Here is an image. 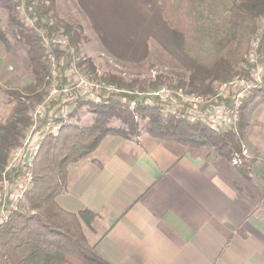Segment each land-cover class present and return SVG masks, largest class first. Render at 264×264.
<instances>
[{"label": "trees", "instance_id": "1", "mask_svg": "<svg viewBox=\"0 0 264 264\" xmlns=\"http://www.w3.org/2000/svg\"><path fill=\"white\" fill-rule=\"evenodd\" d=\"M125 1L78 0V3L108 49L115 53L127 48L137 53L140 52L137 50H144L143 42L145 46L148 43L142 35L130 31L129 15H123V11L133 8L125 6ZM144 2L147 6L145 12L148 10L149 15L139 16L140 20L157 33L158 30L166 32L171 46L180 53L191 70L190 91L205 94L208 90L212 91L210 83L214 80L226 81L243 75L238 66L248 60L255 42L260 49H257L260 51V61L264 62V27L258 24L264 16V0ZM18 5L25 8V14L33 21V26L28 27L18 11L14 10L10 12L7 29L16 40L25 43L34 79L21 90L8 91L17 103L13 107V119L11 117L7 122L0 123V179L4 174L2 168L5 164L6 167L9 165L13 152L9 155V161L6 159L10 149L24 144H20V139L33 123L32 116L28 115L30 106L23 101L21 92L35 91V98L40 99L45 86L50 84L52 70L47 52L55 53L58 60L63 57V49L53 42L55 37L66 35L69 46L76 52L83 37L82 25L65 23L59 18L55 11V0H18ZM0 39L8 42L1 27ZM115 54L124 56L117 52ZM87 65V74H96L95 64L89 61ZM109 79L117 82L120 88L124 86L122 89L126 87V92L120 96L127 98L128 102L112 97L101 103H90L88 108L94 115L91 125L81 127L66 123L58 135H47L41 140L33 163V185L25 193L32 210H13L9 220L0 224V264H111L88 243L82 226L83 221L89 224L96 214L89 210L70 212L57 202V197L67 190L68 165L86 158L108 134L131 138L147 133L154 138L191 148L211 146L229 162L235 156L244 158L242 151L248 112L254 102L264 101L263 81L262 87L245 98L236 129L217 131L165 113L162 104L155 102L156 99L134 94L152 90L148 86L154 89L159 87L166 81L160 77L150 85L136 78L125 80L116 75L109 76ZM177 83V89H184L188 85L184 79ZM169 86L173 87L171 84ZM152 99L154 104L150 103ZM130 101L135 103L133 107ZM81 105L82 102L73 114L86 108ZM114 120L121 125L113 126ZM15 171L11 170L14 174ZM239 171L247 179L250 178L249 171L244 167H239ZM11 178L10 172L4 175V179Z\"/></svg>", "mask_w": 264, "mask_h": 264}, {"label": "crops", "instance_id": "2", "mask_svg": "<svg viewBox=\"0 0 264 264\" xmlns=\"http://www.w3.org/2000/svg\"><path fill=\"white\" fill-rule=\"evenodd\" d=\"M7 48L0 39V82ZM244 146L264 165V101L248 113ZM249 175L211 146L108 134L71 166L57 202L96 214L82 226L111 264H264V177Z\"/></svg>", "mask_w": 264, "mask_h": 264}, {"label": "rangeland", "instance_id": "3", "mask_svg": "<svg viewBox=\"0 0 264 264\" xmlns=\"http://www.w3.org/2000/svg\"><path fill=\"white\" fill-rule=\"evenodd\" d=\"M174 1L177 3L180 0H174ZM124 5L125 6L129 5L131 8H133V9H127L126 11H123V15H129L127 19L130 20L129 22L130 31L134 34L142 35L145 39L144 41H146L148 45L145 46V43L143 42L144 50L142 49H141L142 51L137 50V51H140L137 53L130 52L128 51L127 48L126 50L116 51L118 54L124 55L123 57H118L115 54L116 52L115 53L112 52L111 49H108V47L103 43L99 34L95 31V28L92 25L89 19V16L79 5L78 0H55V11L57 12L59 18L63 20V22L69 23L72 25H82L83 26V37L78 44L79 51L76 52L70 46L66 48H62L64 64L61 69V73L63 74V77H62L63 81L61 80L60 82H62L65 85V87L69 84V82L73 83L71 78L67 76V72H69L70 66L72 67L76 65L80 69L82 68L81 70H83L87 74L86 72L88 71L87 64L89 61H92L96 66V74L95 72H90L89 75L92 76L93 78H102L111 83L117 84V82L115 81L112 82V80L109 79V76H113V75L123 77L125 80L136 78L139 81L147 82L148 85H150L149 84L150 82H154L157 77H160L166 81L163 82L159 87L156 86L155 89H158L160 87L163 88L165 86L170 87L172 89H177L176 87V85H178L177 82L181 79H184L186 80L188 85L183 90L187 91L190 94L199 95V96L206 97V98H213L218 94L222 83L225 82V81H221L220 79L214 80L213 82L210 83L212 87V91L208 90V93L198 94V92L196 91H193V92L190 91L191 84L189 83L190 81L189 78L191 75V70L186 65V62L184 61L180 53L174 47L171 46V40L168 38V35L166 34V32H164L163 30H158V33H157L151 30V28H149L147 24L145 25V23H143L140 20L139 16L142 15V17H145L147 14L149 15L148 10H146L145 12V9L147 6L145 5L144 0H130V1L126 0L124 2ZM14 10L18 11L19 15L22 17V19L24 20V23L28 27L33 26V21L25 14V8L23 6L18 5V0H0V27L2 28L5 35L8 38V42L6 43L8 45V48H7V53L5 57L6 64H7L6 66L7 79L0 82L1 83L0 84V123L7 122L8 119H10L11 117H12L11 119H13L12 111H13L14 105L17 103V100L13 98L12 96H10L8 94V91L9 90H21L26 84L30 83L34 79V74L29 64V59L27 56V50H26L25 43L19 42L18 40H16L15 37L11 34V32L7 29V22H8L10 12ZM120 11L122 14V10ZM258 24L264 27V16L261 18ZM61 36H64V38L68 39L66 35H58V37H61ZM256 44L257 43L255 42V46L253 44L252 48L260 50ZM48 52H47V55H48ZM257 53H260V51H257ZM67 55L70 58H68ZM48 60H50L49 56H48ZM262 64L264 65V62H262ZM253 67H254V64L249 63V61L247 62L246 60V62H243L240 64V66H238L240 70L242 69L241 71H243L244 74L238 75L235 77L245 76L244 78H250ZM84 72L82 73L84 74ZM232 79L226 80V82L231 81ZM168 80H172V82H169ZM170 84L173 85V87L169 86ZM52 87H53V84H47L45 86V89L40 99L35 98V95H36L35 91L34 92H30V91L21 92L23 96V101H26V103L30 106V109L28 111L29 116H32V112L34 111V109L39 104L44 102L45 99L49 97L48 95L50 94ZM125 88L124 90L126 91L127 89ZM147 88L154 89V88H151V86H148ZM259 88L260 87H256V89H259ZM62 98H63L62 96L50 98L49 99L50 105H52L53 107L54 106L59 107L58 104L60 103ZM114 98L117 99L118 97H114ZM245 100L246 99L244 98L242 105H241V108H242L241 110H243L242 106ZM90 103L92 102H82L83 107H86V108L83 111L81 110L82 112L78 111V112H75L74 114L72 112L69 121L71 123L80 125L81 127L91 125L94 121V115L92 114V112H90L88 108L89 107L88 104ZM78 106H76V108ZM32 120H33V116H32ZM112 125L119 127L121 124L118 120H114L112 122ZM28 133H29V130L28 131L26 130L24 132V136L20 139V144L26 140V136ZM48 135H54V134H48ZM36 145H39V144H36ZM16 148L18 147L16 146L10 149L8 153V158L6 159V161H9V155ZM198 149H202V148H198ZM38 151H39V148H38ZM244 151H246L244 154L245 157L240 158L241 163L239 162V164L236 165L234 163V158L231 161V163L234 166H236L238 169L239 167H244L245 169L249 171V174L250 172H253V173L255 172V174H263V177H264V165H261L259 163L252 164L251 162L254 159H256L255 153L251 149H248L247 147L243 148L242 153H244ZM28 158L30 157L28 156ZM28 158H25V160L26 162H29V163L27 165L20 167V172L18 173V175L20 176L19 179H21L24 175H27V174H31L32 176L34 175L33 174L34 160L33 159L29 160ZM32 158H36V156ZM73 164L74 163H71L68 165L69 173H70V168ZM6 165L7 164H5L4 167L2 168V170L4 169V174L1 175L2 178L0 179V192H2L4 187L6 188L4 184L5 183L4 180H6L4 179V175H6L8 172L11 173L12 178L9 181H12L13 177L15 176L14 173H12L9 169H7ZM14 169L17 170V168H14ZM17 177H15L13 181L16 180ZM29 183L30 184H28V187L25 190L22 198L18 200L17 208L14 209V207H12L10 203L9 207L11 210H9L7 214L9 213L11 214L13 209L16 211V209H19V208L22 209L23 211L32 210L29 207L28 201L26 200L25 193L32 187L33 178L31 179V182ZM25 184L26 183L22 181L17 188L13 186L11 190L20 189V186H24ZM22 202L24 205L22 204L23 206L21 208ZM9 216L7 215V217L5 218V222L9 220Z\"/></svg>", "mask_w": 264, "mask_h": 264}, {"label": "built area", "instance_id": "4", "mask_svg": "<svg viewBox=\"0 0 264 264\" xmlns=\"http://www.w3.org/2000/svg\"><path fill=\"white\" fill-rule=\"evenodd\" d=\"M68 40L61 36L55 37L53 42L59 44L61 48H66L69 47ZM256 45L258 46V43ZM48 56L52 70L50 84H53V87L48 95L49 97L32 112L33 123L26 140L23 142L24 144L15 149L11 155L7 169L11 171L17 168L19 171H15L13 179L18 176L16 180H4L6 188L4 187L5 190L3 189L0 192V224L4 223L7 215L9 216L10 214H7L11 210L9 207L10 203L14 209L17 208L18 200L22 198L28 184H30L29 182H31V174L24 175L23 179H19L20 176L18 175L20 167L29 163L25 160L27 154H29V160H34L32 157L37 155L41 140L48 134L57 135L63 125L70 122L71 113L80 102L97 104L112 97L122 98L120 94L126 92L115 83L101 78L90 77L81 70L82 68L80 69L76 65L72 67L69 65L70 70L67 72V76L71 78L73 83L68 81L69 84L65 87L60 82L63 77L61 73L64 64L63 57L58 60L56 54L50 51ZM247 59V62L254 64L251 77L244 78L245 76H239L231 81L223 82L218 94L213 98L193 95L183 89H172L167 86L148 90L144 93H138L137 91L134 94L156 99L155 102L158 101L162 104L163 112L178 115V117H183L191 123H201L217 131L236 129L241 118V105L244 98L256 87H261L264 81V65L260 61L257 49H253ZM60 96L63 98L58 104L59 107L50 105V98ZM153 99L150 100L151 104L155 103ZM122 100L123 102H128L127 98H122ZM130 102L131 107H133L134 102ZM239 162L241 163V159L236 156L234 163L237 165ZM22 181L26 183L24 186H20V189L11 190L13 186L17 188Z\"/></svg>", "mask_w": 264, "mask_h": 264}, {"label": "water", "instance_id": "5", "mask_svg": "<svg viewBox=\"0 0 264 264\" xmlns=\"http://www.w3.org/2000/svg\"><path fill=\"white\" fill-rule=\"evenodd\" d=\"M29 154H27L26 158H28Z\"/></svg>", "mask_w": 264, "mask_h": 264}]
</instances>
